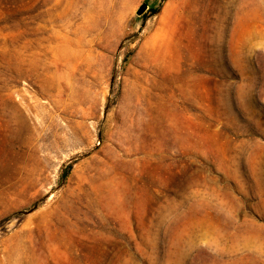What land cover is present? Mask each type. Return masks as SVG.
<instances>
[{"label":"rangeland","instance_id":"rangeland-1","mask_svg":"<svg viewBox=\"0 0 264 264\" xmlns=\"http://www.w3.org/2000/svg\"><path fill=\"white\" fill-rule=\"evenodd\" d=\"M0 264H264V0H0Z\"/></svg>","mask_w":264,"mask_h":264},{"label":"water","instance_id":"water-1","mask_svg":"<svg viewBox=\"0 0 264 264\" xmlns=\"http://www.w3.org/2000/svg\"><path fill=\"white\" fill-rule=\"evenodd\" d=\"M145 7H146L145 4H143L142 6H140L139 9L137 10V13L138 14L142 13L144 11Z\"/></svg>","mask_w":264,"mask_h":264}]
</instances>
